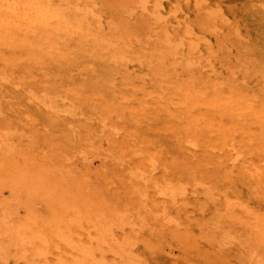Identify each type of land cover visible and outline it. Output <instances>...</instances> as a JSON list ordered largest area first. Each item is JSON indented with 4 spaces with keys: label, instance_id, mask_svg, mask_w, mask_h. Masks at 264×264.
<instances>
[{
    "label": "rangeland",
    "instance_id": "obj_1",
    "mask_svg": "<svg viewBox=\"0 0 264 264\" xmlns=\"http://www.w3.org/2000/svg\"><path fill=\"white\" fill-rule=\"evenodd\" d=\"M36 1H46L55 15L43 24L12 23V32L0 39V62L10 58L0 63V264H83L72 246H96L89 224L56 233L46 196L16 198L2 183L27 171L64 180L76 194L82 191L81 201L94 208L98 203V210L120 207L133 218L113 229L118 241L129 240L132 264H256L263 259V240L244 242L242 224L233 216L241 205L264 214L263 190L249 172L264 157L259 139L264 0ZM80 9L90 12L87 19L76 13ZM185 88L202 101L225 99L229 108L214 109L204 101L195 105L192 96L184 97ZM243 103L247 109L235 115L234 107ZM225 124L232 126L228 149L218 129ZM186 125H194L190 135ZM159 181L162 186L178 182L185 194L167 198ZM20 226L26 232L42 228L44 243L22 241ZM220 232L233 237L223 241ZM129 262L113 251L94 249L85 264Z\"/></svg>",
    "mask_w": 264,
    "mask_h": 264
},
{
    "label": "bare ground",
    "instance_id": "obj_2",
    "mask_svg": "<svg viewBox=\"0 0 264 264\" xmlns=\"http://www.w3.org/2000/svg\"><path fill=\"white\" fill-rule=\"evenodd\" d=\"M43 1V0H42ZM48 1V0H47ZM44 3V2H43ZM43 3H38V1H34V0H0V39H1V37L3 36V35H5V34H7V31L9 32V33H11L10 31H9V26L11 27V24L13 23V24H17V25H20V26H23V25H28L29 26V24L30 23H44L48 18H50L49 16H51V14H54V13H51V9H49V6L48 5H46L45 3H46V1H45V3L43 4ZM69 3V2H68ZM71 3V2H70ZM48 4V3H47ZM49 4H51V3H49ZM200 3L198 2V5H199ZM202 4V3H201ZM200 4V6H202ZM61 5V4H60ZM158 5H159V3H158ZM66 6L67 5H65V8H66ZM70 6V5H69ZM60 7V6H59ZM69 8H72L71 6L69 7ZM78 9V8H77ZM82 9V8H81ZM78 10V12H76V13H80L79 15L81 16H79L80 18H86L87 19V16L90 14V12H87L86 11V9L85 10ZM88 10V9H87ZM66 11H69V12H71L72 10L70 9V10H66ZM73 11H74V9H73ZM91 11V10H90ZM61 12H64V11H61ZM212 13V12H211ZM60 14V13H59ZM65 14V13H64ZM63 14V15H64ZM72 14V13H71ZM70 14V15H71ZM55 15V14H54ZM78 15V14H77ZM59 16H62V13H61V15H56V17H59ZM72 16V15H71ZM211 16H212V14H211ZM73 17V16H72ZM75 17V16H74ZM77 17V16H76ZM91 17V16H90ZM80 18L79 19H77L78 20V22L80 21ZM85 19V20H86ZM94 19V18H93ZM73 20V19H72ZM89 20H91V19H88L87 21H89ZM48 21V20H47ZM74 21V20H73ZM50 22V21H49ZM56 22V21H55ZM83 21L81 20V23H82ZM71 23V22H70ZM76 23H77V21H76ZM80 23V22H79ZM47 24V23H46ZM58 24V23H57ZM17 25L15 26V27H17ZM56 25V24H55ZM69 25V24H68ZM78 25V24H77ZM38 27H39V24H38ZM45 27V26H44ZM77 27V26H76ZM19 28V27H18ZM13 29V28H12ZM29 29V28H28ZM31 29V28H30ZM57 29V28H56ZM11 30V29H10ZM18 30V29H17ZM37 30V29H36ZM45 30V29H44ZM14 32H16L15 30H14ZM38 32H39V34H40V31L38 30ZM37 32V33H38ZM43 32V31H42ZM41 32V33H42ZM5 33V34H4ZM13 34V33H12ZM43 34V33H42ZM17 35V34H16ZM15 35V36H16ZM38 35V34H37ZM36 35V36H37ZM8 36V35H7ZM7 36H4L5 38H9V37H7ZM13 36V35H12ZM19 36V35H18ZM40 36H41V34H40ZM44 37V36H43ZM12 38H14V37H12ZM33 38V37H32ZM38 38H39V36H38ZM42 38V37H41ZM4 39V38H3ZM26 39V38H25ZM13 40H15V39H13ZM20 40V39H19ZM11 41H12V39H11ZM27 41V40H26ZM26 41H25V43H26ZM45 42V41H44ZM0 43H1V41H0ZM8 43V42H7ZM11 43V42H10ZM61 44V43H60ZM1 45H3V43H1ZM9 45V44H8ZM175 45V44H174ZM2 48H3V46H2ZM2 48L0 47V49H1V51H3L2 50ZM172 48H174L175 49V51L179 48L177 45H175V46H172ZM50 49V48H49ZM50 51V50H49ZM57 51V50H56ZM94 51V50H93ZM34 52V51H33ZM51 53V52H50ZM1 54V53H0ZM1 56L2 55H0V58H1ZM6 56H8V54L6 55L5 54V57ZM9 56H10V54H9ZM8 58V57H7ZM3 59H5V58H3ZM10 59V58H9ZM8 59V60H9ZM7 60V59H6ZM8 60H7V62H8ZM2 62V61H1ZM0 62V63H1ZM7 62H5V63H7ZM4 62H2V64H5ZM1 64V65H2ZM165 77V76H164ZM162 83H163V81H161ZM131 85V84H130ZM189 88H192L191 87V85H190V87ZM189 88H185V92H186V94L187 95H185L184 97L186 98L187 96V100H188V98H189V96H192V98L191 99H193L195 102H193V101H191V102H193L195 105H196V102H198L199 104L200 103H202V106H204L203 104V101L202 100H200V99H196V97H193L194 95H193V93L189 90ZM183 89V88H182ZM193 89V88H192ZM191 89V90H192ZM193 90H196V89H193ZM192 90V91H193ZM200 91V90H199ZM219 92V91H218ZM217 91L215 92V93H218ZM178 94V93H177ZM182 95H183V90H182V93H181ZM189 94H191V95H189ZM225 94V93H224ZM246 94V93H245ZM240 95V94H239ZM197 97H198V94L196 95ZM252 96V95H251ZM179 97H180V94H179ZM178 97V98H179ZM202 97H203V99H206V97H204L203 96V94H202ZM227 97V96H226ZM230 97V96H229ZM229 97H227V98H229ZM244 97H246V96H244ZM253 97H255V96H253ZM177 98V99H178ZM198 98H201V96L200 97H198ZM209 98H211V97H209ZM209 98H208V100H209ZM213 98V97H212ZM226 98V99H227ZM258 98V97H257ZM214 99H215V97H214ZM230 99H231V97H230ZM233 99H234V97H233ZM232 99V100H233ZM236 99H238V98H236ZM246 99V98H245ZM248 99V98H247ZM246 99V100H247ZM252 99V98H251ZM212 101H209V102H207V101H204L205 102V104H208V106H210L211 105V107H214V109L215 108H219V107H222L225 103H226V100L225 99H221V98H219V99H215V100H213V99H211ZM227 100H229V99H227ZM240 98L238 99V101L240 102ZM250 100V99H249ZM248 100V103H251V101H249ZM190 101H189V103H190ZM234 101V100H233ZM238 101H237V103H238ZM252 101L254 102V100L252 99ZM184 102V101H183ZM186 102V101H185ZM188 102V101H187ZM187 102L185 103V104H187ZM235 102V101H234ZM252 102V103H253ZM256 102H257V100H256ZM264 102V101H263ZM263 102H262V104H263ZM189 103L187 104V106L189 105ZM236 103V102H235ZM241 103V102H240ZM261 103V102H260ZM210 104V105H209ZM227 104V103H226ZM225 104V105H226ZM234 104V103H233ZM247 104V103H246ZM259 104V103H258ZM257 104V105H258ZM182 105V104H181ZM224 105V109L226 110L227 108H229V107H227V106H225ZM228 105V104H227ZM230 105V104H229ZM228 105V106H229ZM245 104L243 103V105H237V106H235L234 107V113H236L235 115H237V113L238 114H240V112L241 111H243V110H246L247 108L244 106ZM250 105V104H249ZM257 105H254V106H257ZM198 106V105H197ZM207 106V105H206ZM207 106V107H208ZM247 106V105H246ZM173 107V106H172ZM189 107V106H188ZM194 107V106H193ZM206 107V108H207ZM210 107V108H211ZM227 107V108H226ZM179 108V107H178ZM190 108V107H189ZM195 108H197V107H195ZM256 108H258V106L256 107ZM256 108H255V110H256ZM260 108V107H259ZM115 109V108H114ZM174 109L175 110H173V111H176L177 112V110H176V107H174ZM249 109V108H248ZM263 109V108H262ZM191 110H193V109H191ZM195 110V109H194ZM193 110V111H194ZM208 110H210V109H208ZM217 110V109H216ZM216 110H215V112H216ZM221 110H223V109H221ZM220 110V111H221ZM225 110H223L224 112H225ZM228 110V109H227ZM230 110H232V108L230 109ZM250 110V109H249ZM261 110V109H260ZM183 111H184V109H183ZM204 111H207V110H205V108H204ZM211 111L213 112V109L211 108ZM211 111H210V113H211ZM257 111V110H256ZM252 112V114L253 113H257V114H255V116H257L258 115V112ZM259 111V110H258ZM262 111V110H261ZM185 112H186V109H185ZM187 112H188V110H187ZM197 112V111H196ZM209 112V111H208ZM215 112H213V113H215ZM217 112H219V110L217 111ZM228 112V111H227ZM248 112V111H247ZM246 112V113H247ZM202 114H203V112H201ZM200 113V114H201ZM205 113V112H204ZM209 113V114H210ZM230 113V112H229ZM229 113H225V114H229ZM242 113V112H241ZM249 113H251V112H249ZM174 114H176L177 115V113H174ZM193 114H195L194 112H193ZM193 114H190V115H188L189 117H191V115H193ZM198 114V113H197ZM220 114H222V111H221V113ZM263 114H264V112H263ZM178 115L180 116V114H179V111H178ZM223 115V114H222ZM234 115V114H233ZM248 115V114H247ZM197 116V115H196ZM219 116V115H218ZM224 116V115H223ZM222 116V117H223ZM227 117H228V115H226ZM241 116V115H240ZM243 116V115H242ZM253 116V115H252ZM255 116H254V118H255ZM181 117H183L182 115H181ZM188 117V118H189ZM195 117V116H194ZM208 117V116H207ZM213 117V116H212ZM222 117H219V119H221ZM227 117L225 118V116H224V119H226V120H228L227 119ZM258 117V116H257ZM192 118V117H191ZM197 118H198V116H197ZM196 118V119H197ZM201 118H204L203 117V115H201ZM209 118V117H208ZM229 118V117H228ZM233 118H234V116H233ZM235 118H238V117H236L235 116ZM250 118V117H249ZM193 119V118H192ZM191 119V120H192ZM196 119H194V121H196ZM205 119H207V118H205ZM211 118H209V120H208V122H210V125H209V123H208V125L210 126V128H211V125H213V124H211L212 122H213V120H210ZM239 119H240V117H239ZM246 118H244V120H245ZM251 119H252V121L253 120H255L256 121V119L257 118H255V119H253L252 117H251ZM259 119H260V121H262L263 123H264V115H262V116H259ZM190 120V121H191ZM198 120H200V118H198ZM214 120H216L215 118H214ZM243 120V121H244ZM248 120V119H247ZM250 120V119H249ZM187 121V120H186ZM221 121V120H220ZM236 120H234V122H235ZM254 121V122H255ZM192 122V121H191ZM202 122V121H201ZM200 122V123H201ZM232 122V121H231ZM250 122V121H249ZM193 123V122H192ZM214 123H217V122H215L214 121ZM243 123V122H242ZM241 123V124H242ZM246 123V122H245ZM255 123H259V122H255ZM261 123V122H260ZM262 123V124H263ZM194 124H196V123H194ZM234 124V127H235V123H233ZM239 124H240V122H239ZM190 124H188V126H189ZM202 125V124H201ZM201 125H197V127H200ZM226 125V126H225ZM224 126H220L218 129H219V131H220V133L221 134H219V137H220V140H221V143L223 144L224 143V145L227 147V145L226 144H230V141H231V136H232V126H227L228 124H225ZM191 126V125H190ZM196 126V125H195ZM202 126H205V125H202ZM208 126V127H209ZM258 126V125H257ZM260 126V125H259ZM186 127H187V125H186ZM194 127V125H192V128ZM248 127V126H247ZM188 128H190V129H192L191 127H187V129ZM214 128V127H213ZM217 128V127H216ZM237 128H239V126H237ZM241 129V128H240ZM250 129V128H249ZM260 130H262L261 128H259ZM215 131H216V129H214ZM188 131L189 132H187L186 131V134L188 133H190V132H192L193 130H189L188 129ZM218 131V132H219ZM240 131V130H239ZM264 131V128H263V130H262V132ZM261 131H260V136H259V139H263L262 141H263V144H264V136H261L262 133ZM216 133V137H218L217 136V132H215ZM255 133V132H254ZM259 133V132H258ZM190 135V134H189ZM195 135V134H194ZM221 135V136H220ZM252 138H255V137H253V136H251ZM261 137H263V138H261ZM191 137H189V139H190ZM257 138V137H256ZM254 139L255 141H257V139ZM196 139V137L194 138V140ZM218 140H219V138H217ZM216 139V140H217ZM248 139V138H247ZM191 140V139H190ZM192 140H193V137H192ZM251 140V142H252V139H250ZM188 142L186 143V144H191L192 145V143H190V141L189 140H187ZM191 142H193V146H194V142L195 141H191ZM219 142L220 141H218V145L220 146V144H219ZM237 142V141H236ZM215 143V142H214ZM254 143V142H253ZM196 144V143H195ZM257 144H258V142H257ZM257 144H256V148L258 147V146H260L261 145V142L259 141V144H258V146H257ZM262 144V145H263ZM224 145H223V148H225L224 147ZM213 146V145H212ZM241 146V145H240ZM231 147V146H230ZM261 147V146H260ZM126 148V147H125ZM214 148H216V147H214ZM220 148L221 149H223L221 146H220ZM234 147L232 146V149H233ZM246 148H247V146H246ZM123 149V148H122ZM217 149V148H216ZM227 149H228V147H227ZM235 149V148H234ZM262 149V148H261ZM261 149H259V150H261ZM131 150V149H130ZM218 150H219V148H218ZM226 150V149H225ZM239 150H241V149H239ZM132 151V150H131ZM237 151V150H236ZM123 152V151H122ZM134 152V151H133ZM230 152V151H229ZM233 152V151H232ZM259 151L257 150V155H259V153H261V152H259ZM225 153V152H224ZM231 153V152H230ZM235 153H237V152H235ZM228 154V153H227ZM15 155V154H14ZM121 155V154H120ZM229 155V154H228ZM234 155H237V154H234ZM233 155V156H234ZM263 155H264V149H263ZM232 156V155H231ZM260 156V155H259ZM238 158H239V156H237ZM263 157V156H262ZM228 158H229V156H228ZM237 158V159H238ZM242 158V157H241ZM158 159V158H157ZM219 159V158H218ZM229 159H232V157H230ZM237 159L235 158H233L232 160H235V161H237ZM34 160V159H33ZM123 160H124V158H123ZM190 160V159H189ZM259 160L260 159H258V162H259ZM261 160H262V164L260 163L261 162ZM260 160V162H259V164H261L260 166H257V164L255 165V166H251L250 167V170H249V172H251V174H253V178L255 177L256 178V180H257V183H258V185L262 188L261 190H263V193H262V195H264V157H263V159H261ZM220 161V160H219ZM38 162V161H37ZM157 162H158V160H157ZM247 162V161H246ZM257 162V161H256ZM2 163V162H1ZM14 163V162H13ZM148 163V162H147ZM233 164V163H232ZM248 165V164H247ZM43 166V165H42ZM54 166V165H53ZM58 167V166H57ZM149 167H151V166H148V168ZM153 168V167H152ZM58 168H56V170H57ZM134 169V168H133ZM132 169V170H133ZM46 170H48L47 168H46ZM46 170H44V171H46ZM50 170V169H49ZM66 170V169H65ZM64 170V171H65ZM166 170V169H165ZM43 171V170H42ZM139 171H140V169H139ZM148 171V170H147ZM149 172V171H148ZM148 172L146 173V175H148ZM152 172H153V170H152ZM41 173V172H40ZM43 173V172H42ZM45 173V172H44ZM52 173V172H51ZM60 173V172H59ZM131 173V172H130ZM135 173V172H134ZM48 174V173H47ZM61 174V173H60ZM138 174H140V172H138ZM153 174V173H152ZM151 174V175H152ZM246 174V173H245ZM250 174V175H251ZM141 176H142V174H140ZM226 175V174H225ZM61 176H62V174H61ZM63 176H64V174H63ZM63 176H62V178H61V180H63ZM136 176V175H135ZM139 176V175H138ZM46 176H44V174H38V173H33V172H30V171H27L26 173H19V172H15V173H13V175H11V176H8L5 180H3L2 181V183L3 184H5V186H7V187H9L10 188V192H12L13 194H15V196H16V198H17V196H21V197H23V198H25L26 199V197H28V198H30V200H31V198L32 197H34V196H37L38 194H40V195H43V196H46L47 198L46 199H48V201L50 202V205H51V209L52 210H54L53 211V214L51 215V216H53V218L51 219V224L50 225H52L51 227L55 230V231H57L56 233H58V232H60V231H64V229H66V228H69V230H70V228L71 227H69V226H71V225H74L75 224V226H76V224H80V223H83V222H85L87 225L89 224L90 226V228L92 227L93 229H95V231H96V246L95 247H90V246H77V245H73L72 247L74 248V250L76 251V253L78 254L77 256H78V260L80 261V263L82 262L83 264H85V263H87L93 256H94V249L96 250V249H100L101 251H103V250H106V251H113V253H118V254H120L126 261H130L129 262V264H132V261H135L134 260V258H133V254H132V251H131V249H130V242H129V240H124V241H122V242H120V241H118L115 237H117V236H114V232H113V229L115 228V227H120V226H122L123 224H125V223H131V222H133L132 221V219L127 215V213L125 212V211H121V210H116V209H113V210H111L110 212H103V211H101V210H98V209H96V205H98V203L96 204L95 203V208L93 207V206H90V205H88V204H86V203H84L83 201H81L80 200V196L79 195H81L80 193L82 192L79 188L80 187H76V188H78L79 189V191H81L80 193H79V191H78V193H79V195H78V193L76 194L72 189H70V188H68L67 187V185H66V183L64 182V180L63 181H51L49 178H48V180L45 178ZM65 177V176H64ZM70 177V176H69ZM153 176H151V178H152ZM168 177V176H167ZM58 178V177H57ZM252 178V179H253ZM51 179H52V177H51ZM69 179V178H68ZM162 179V181H163V179H165V178H161ZM53 180V179H52ZM84 180V179H83ZM146 180V179H145ZM69 181V180H68ZM178 181V180H177ZM67 182V181H66ZM152 182V181H151ZM165 182H166V180L164 181V183H163V185L165 184ZM72 183V182H71ZM153 183H154V181H153ZM159 183H160V181H159ZM171 184H166L165 186H162L161 185V183H160V186H162V187H160V190L162 191L161 193H163V195L165 194V195H167V198L168 197H170L172 200H174L175 201V198L177 197V196H181V195H183V194H185V190H186V188L184 187V186H182V185H177V183L175 184V185H172L173 183L172 182H170ZM73 185V184H72ZM77 185V184H76ZM71 186V185H70ZM135 186V185H134ZM192 186V185H191ZM159 187V186H158ZM72 188V187H71ZM202 188V187H201ZM77 189V190H78ZM209 189V188H208ZM254 189V188H253ZM159 190L157 189V192H158ZM84 193V192H83ZM82 193V195L84 196V194ZM158 193H160V191L158 192ZM160 193V194H161ZM14 196V197H15ZM85 197H87V196H85ZM148 197V196H147ZM223 197V196H222ZM221 197V198H222ZM87 199V198H86ZM90 200V199H89ZM211 200V199H210ZM43 201V200H42ZM88 201V200H87ZM92 200H90V202H91ZM145 201V200H144ZM227 201V200H226ZM89 202V203H90ZM168 202V201H167ZM177 202V201H176ZM234 202V201H233ZM27 203V202H26ZM43 203V202H42ZM88 203V202H87ZM93 202H91V204H92ZM227 203V202H226ZM94 204V203H93ZM225 204V203H224ZM264 204V203H263ZM5 205V204H4ZM26 205V204H25ZM239 205V204H238ZM27 206V205H26ZM227 206H228V204L227 205H225V207H226V209H227ZM233 206H235V205H233ZM3 207V206H2ZM5 207V206H4ZM3 207V208H4ZM101 207V206H100ZM100 207H99V209H100ZM2 208V210H4ZM230 208V207H229ZM41 209V208H40ZM39 209V210H40ZM50 209V210H51ZM106 209V208H105ZM201 209V208H200ZM225 209V210H226ZM239 212L237 213V216H235V213H234V218H236V220H238V223H241L242 225V227H243V238L242 239H244L243 241L244 242H247L248 240L250 241H252L254 238H256V237H258V238H261L262 240H263V242H264V214H261V213H258V211L257 212H255V211H253V210H250L249 208H246V206H243V205H241V206H239ZM231 210V209H230ZM238 210V209H237ZM25 211V210H24ZM37 211V210H36ZM43 211V210H42ZM264 211V210H263ZM142 212V211H141ZM227 212H229V211H227ZM3 213V212H2ZM42 213V212H41ZM48 213H50L49 211H48ZM224 214H225V211L223 212ZM67 214H71L72 215V218H68L67 216H71V215H67ZM129 214H130V212H129ZM222 214V213H221ZM220 214V215H221ZM9 215V214H8ZM67 215V216H66ZM1 216V215H0ZM3 216V215H2ZM5 217V216H4ZM140 217V216H139ZM19 219V218H18ZM42 220H44V219H42ZM35 221H37V220H35ZM47 221H48V219H47ZM19 222V221H18ZM38 222V221H37ZM37 222L35 223V224H37ZM40 223V222H39ZM44 223H46V221L44 222ZM139 223H140V221H139ZM32 224V223H31ZM34 224V225H35ZM137 224V223H136ZM47 225V224H46ZM139 225V224H138ZM215 225V224H214ZM219 225V224H218ZM30 226V225H29ZM32 226V225H31ZM38 226V225H37ZM126 226V225H125ZM17 227V226H16ZM25 227V226H24ZM44 227V226H43ZM77 227V226H76ZM76 227L75 228H73V229H76ZM82 227V226H81ZM123 227V226H122ZM219 227V226H218ZM20 228H21V226H20ZM20 228L18 229V231H20L19 232V234H20V236H21V238H22V241H25V240H27V239H29V240H33V239H38V240H41V241H43V243H44V240H45V232L43 231V230H41V229H39L38 227H35V229L34 228H31V232L29 231V232H26V230H28V229H22L21 228V230H20ZM30 228V227H29ZM123 229V228H122ZM63 231H62V233H63ZM66 231V230H65ZM72 231V230H71ZM74 232V231H73ZM70 234V233H69ZM51 235V234H50ZM61 235V234H60ZM59 234H58V236H60ZM54 236V235H53ZM66 236H67V234H66ZM136 236V235H135ZM219 236H220V238H221V240H223V241H228V240H230L232 237H233V234L232 233H230V232H220V234H219ZM61 237V236H60ZM219 238V239H220ZM239 238V237H238ZM241 238V237H240ZM48 240V239H47ZM46 240V241H47ZM69 239H67V241H68ZM135 240V239H134ZM48 242V241H47ZM4 243V242H3ZM2 243V244H3ZM31 244V243H30ZM41 244V243H40ZM45 244H47L46 242H45ZM243 244V243H242ZM246 244H249V243H246ZM4 246V245H3ZM47 246V245H46ZM38 247H40V246H38ZM43 247V246H42ZM3 248V247H2ZM4 249V248H3ZM254 249V248H253ZM4 250H6V249H4ZM9 250V249H8ZM255 250V249H254ZM40 251V250H39ZM46 251V250H45ZM5 252H7V251H5ZM117 255V254H116ZM77 258V257H76ZM75 259V258H74ZM71 264H73V263H71ZM79 264V263H78ZM256 264H264V258L262 259V258H258L257 259V261H256Z\"/></svg>",
    "mask_w": 264,
    "mask_h": 264
}]
</instances>
